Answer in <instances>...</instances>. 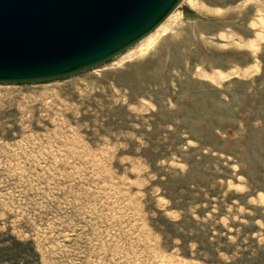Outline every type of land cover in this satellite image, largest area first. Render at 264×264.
I'll return each instance as SVG.
<instances>
[{"label":"rangeland","instance_id":"374dc122","mask_svg":"<svg viewBox=\"0 0 264 264\" xmlns=\"http://www.w3.org/2000/svg\"><path fill=\"white\" fill-rule=\"evenodd\" d=\"M176 10L105 65L0 84V264H264V0Z\"/></svg>","mask_w":264,"mask_h":264},{"label":"water","instance_id":"95a60500","mask_svg":"<svg viewBox=\"0 0 264 264\" xmlns=\"http://www.w3.org/2000/svg\"><path fill=\"white\" fill-rule=\"evenodd\" d=\"M184 0H0V84L63 80L152 33Z\"/></svg>","mask_w":264,"mask_h":264},{"label":"bare ground","instance_id":"6f19581e","mask_svg":"<svg viewBox=\"0 0 264 264\" xmlns=\"http://www.w3.org/2000/svg\"><path fill=\"white\" fill-rule=\"evenodd\" d=\"M195 1V0H194ZM178 13V10H175L172 12V14L160 25L158 26L152 33H150L148 36L143 38L140 42H138L140 45L141 44H147L150 45L151 43L153 44L154 39L156 38L157 35H160L162 31L166 29V26L168 22L174 18V16ZM178 17V16H177ZM173 20V19H172ZM156 40V39H155ZM155 42V41H154ZM216 78V77H215ZM221 78V77H220ZM217 80V78H216Z\"/></svg>","mask_w":264,"mask_h":264},{"label":"trees","instance_id":"16d2710c","mask_svg":"<svg viewBox=\"0 0 264 264\" xmlns=\"http://www.w3.org/2000/svg\"><path fill=\"white\" fill-rule=\"evenodd\" d=\"M218 136V133H215Z\"/></svg>","mask_w":264,"mask_h":264}]
</instances>
